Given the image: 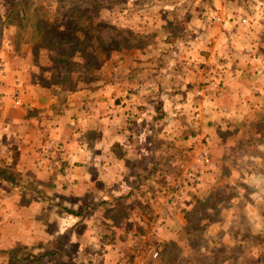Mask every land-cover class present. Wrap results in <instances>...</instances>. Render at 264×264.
I'll return each mask as SVG.
<instances>
[{"label":"rangeland","instance_id":"1","mask_svg":"<svg viewBox=\"0 0 264 264\" xmlns=\"http://www.w3.org/2000/svg\"><path fill=\"white\" fill-rule=\"evenodd\" d=\"M186 1L169 8L170 0H0V49L29 55L23 58L36 64L33 76L41 85L50 86L54 77L65 87L66 71L73 72L68 77H84L87 55H74L63 66L51 58L55 48L40 45L33 52V17L59 19L57 9L73 8L103 23L101 43L118 41L115 48H101L104 61L91 86L133 76L173 81L181 91L156 102L162 125L171 126L159 142L172 151L161 153L160 164L145 175L137 173L156 189L140 185L150 194L132 198L130 211L120 197L94 195L70 205L15 181L14 190L23 195L11 200L0 195V264H264V0ZM75 21L82 25L87 19ZM76 34L83 52L99 50L96 36L83 42L80 31ZM125 44L132 45L126 48L131 53ZM146 48L141 55L138 49ZM152 56L162 65L159 72L127 70L139 61L152 64ZM17 59L18 69L23 66ZM6 66L0 60V73ZM130 82L121 97L110 88L105 96L115 95L113 104L134 119L140 97L152 90ZM16 87L12 100L18 98ZM135 89L134 107L128 109ZM140 198L145 206L136 213ZM158 216L160 226L151 233ZM105 230L112 232L108 241L101 238ZM152 251L155 258L149 257Z\"/></svg>","mask_w":264,"mask_h":264},{"label":"crops","instance_id":"2","mask_svg":"<svg viewBox=\"0 0 264 264\" xmlns=\"http://www.w3.org/2000/svg\"><path fill=\"white\" fill-rule=\"evenodd\" d=\"M178 4L181 0H170L167 6L175 8ZM149 49L138 50L142 55ZM27 56L4 53L0 49V60L7 63L5 71L0 73V195H8L4 198L9 200L14 199V195H23L15 191L12 184L25 182V185L38 187L43 195H59L66 204L84 202L94 195L112 201L120 197L127 201L132 211V198L150 194L149 189L142 192L140 185L145 188L153 184V190L156 189L155 182L144 177L140 179L137 173L145 175L151 165L160 164L161 153L172 151L171 147L159 142L170 134L171 126L162 125L156 102L171 92H181L180 85L137 76L132 80L131 76L126 81L123 78L117 83L98 86L97 83L91 86V81L79 83L72 91L53 82L51 77L49 80L53 83L43 86L33 76L36 64L24 60ZM15 57L23 67L16 68ZM150 59L152 64L149 60L148 64L139 61L129 65L127 70L131 73L159 72L162 66L159 60L156 62L153 56ZM129 81V84L152 90L151 94L140 97L132 120L125 118L124 111L113 104L115 95L105 96L110 88L121 97L127 89L124 84ZM16 83L18 98L12 100L10 95ZM84 87H88V91ZM42 89H47V93H42ZM47 146L50 151L45 150ZM28 195L35 194L30 191ZM138 202L137 207L141 208L135 207L136 213L145 206L141 198ZM126 214L123 212L122 216ZM119 227L120 224L113 226L117 230Z\"/></svg>","mask_w":264,"mask_h":264},{"label":"trees","instance_id":"3","mask_svg":"<svg viewBox=\"0 0 264 264\" xmlns=\"http://www.w3.org/2000/svg\"><path fill=\"white\" fill-rule=\"evenodd\" d=\"M71 9L73 8H70V10ZM70 10L57 9L56 10L57 13L60 14V16L58 15L59 19L56 18L57 15L55 16L53 15L52 20L50 21L46 19V16L43 17V15L34 16L33 17L34 21H33V24L31 25L32 29L30 32L34 36L32 40L36 46L34 47L33 52L35 53L36 52L35 49L39 47L40 45H43L49 48H55L57 49L56 53L51 55V58L53 59V61H57L63 66L68 64L69 62L68 60L74 55H78L81 57H85L87 55V63L85 64L84 77L80 78V75H73L74 77H68V76H71L70 75L71 73H73L70 71H66L62 75V79H65L68 81L66 87L72 91L76 88L77 83L92 81L91 78L94 76V72L97 71L101 67L104 61V60L99 59V56L103 54L101 48L102 47L115 48L114 43L118 41L112 42L113 45L111 46L109 43H106V44L101 43V38L98 33H99V30L102 27H104L102 25L103 23L99 24L93 18L91 20L90 14H87V16L85 15L79 16L78 13L76 14V11H70ZM22 12L25 14L23 9H22ZM80 17L83 19H87V22H83L84 24L80 25L78 22L75 21V19H78V18L80 19ZM63 21L65 23H69L72 26V28H69L68 26L64 25V23H62ZM21 25L19 24V26L16 28L18 29V28L24 27L25 23L22 22ZM77 25L81 28L82 31L79 30V28H76ZM78 31H80V35H82L83 37L82 39L83 42H87L90 39V37L96 36V41H97L96 44L98 43V46L100 47L99 50L93 47V49L95 48L96 52L88 53V54L83 52V47L80 45L81 42H78L79 36L76 34ZM13 40L17 41V38L16 37L14 38L13 36ZM126 41L130 43V40L128 39H126ZM13 44L15 46L14 49L17 50L18 48L17 42ZM63 45H68L69 48L63 47ZM129 46H132V45L125 44V49ZM63 48L65 50L68 49L69 51H62ZM109 51L110 50H108V52ZM108 52L106 50V53H105L106 56ZM34 53H33V56H34ZM106 56H105V59H106ZM50 80H52L53 82L57 84L65 83L63 81H59V79L55 81L54 77H51ZM111 236H112L111 231H108V230L102 231L101 238L104 241H108L111 238Z\"/></svg>","mask_w":264,"mask_h":264},{"label":"built area","instance_id":"4","mask_svg":"<svg viewBox=\"0 0 264 264\" xmlns=\"http://www.w3.org/2000/svg\"><path fill=\"white\" fill-rule=\"evenodd\" d=\"M217 20H222V19H220L219 17H217ZM138 94V89H135L134 90V92L133 93H131V97H132V100L131 101H128L127 100V103H128V109H130V108H133L134 106H133V103H132V101H133V97L135 96V95H137ZM12 96H13V93H12ZM128 99H130V97H128ZM126 102V101H125ZM127 109V110H128ZM45 150H51V148H50V146H47L46 147V149ZM188 178V177H187ZM191 180H192V178H191ZM180 184H181V181H180ZM173 185V187L174 188H178V181L177 182H175L174 184H172ZM158 214H163V210H160L159 212H158ZM156 216V215H155ZM159 218H158V220H156V218H155V220L153 221V223L150 225V227H149V230H150V232L151 233H153L154 232V230L157 228V227H159L160 226V219H161V217L160 216H158ZM156 255H157V252L156 251H152L150 254H149V257L150 258H155L156 257Z\"/></svg>","mask_w":264,"mask_h":264}]
</instances>
